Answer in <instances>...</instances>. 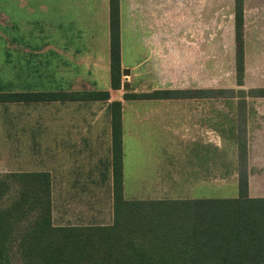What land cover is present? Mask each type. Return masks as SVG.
Segmentation results:
<instances>
[{"label":"crops","instance_id":"0c3cea01","mask_svg":"<svg viewBox=\"0 0 264 264\" xmlns=\"http://www.w3.org/2000/svg\"><path fill=\"white\" fill-rule=\"evenodd\" d=\"M51 9V35L4 39L3 74L19 80V87L3 92L53 98L0 104L5 111L0 175H48L55 227L109 226L110 211L113 223L111 104L116 102L121 104L125 200H202L204 189L219 187L233 190V197L209 199L237 198L240 114L249 196L264 198V97L125 98L173 90L139 92L133 86L136 77L155 74L150 61L204 59L203 0H119L122 88L128 83L130 91L111 87L110 0H51ZM125 59L136 62L125 64ZM125 70L130 83L123 79ZM183 70L196 75L197 63H186ZM195 88L186 90H202ZM77 93H109V100L77 101ZM206 135L217 143L205 141ZM134 141L144 153L136 173L126 152ZM172 189H178V197Z\"/></svg>","mask_w":264,"mask_h":264},{"label":"trees","instance_id":"16d2710c","mask_svg":"<svg viewBox=\"0 0 264 264\" xmlns=\"http://www.w3.org/2000/svg\"><path fill=\"white\" fill-rule=\"evenodd\" d=\"M244 0H235L236 72L242 85L244 70ZM111 87H122L119 0H110ZM230 91L168 90L126 95L127 99L222 98ZM239 101L246 99L239 91ZM264 97V89L249 91ZM52 95L4 93L0 104L51 101ZM78 100H109V93H77ZM113 126L114 220L109 226L55 227L51 220L50 180L42 175H13L22 199H34L38 214L21 238L24 264H264V198H251L247 173L241 169L239 194L232 199L193 201H127L123 196L122 115L119 102L111 104ZM242 110V106L241 109ZM245 160L246 141L239 138ZM242 168V166H241ZM9 177V176H8ZM5 187L0 184V188ZM32 195H31V194ZM31 195V196H30ZM25 200V202H24ZM24 202V203H23ZM18 213H16L17 215ZM22 217L0 211V264H10L12 225Z\"/></svg>","mask_w":264,"mask_h":264},{"label":"rangeland","instance_id":"374dc122","mask_svg":"<svg viewBox=\"0 0 264 264\" xmlns=\"http://www.w3.org/2000/svg\"><path fill=\"white\" fill-rule=\"evenodd\" d=\"M243 4L245 75L242 85H239L236 72L238 44L235 35V0H203L204 59L200 61H150L149 67L153 69L155 74L136 77L131 80L133 86L138 88L139 92H150L155 88L187 91L186 89L192 90L196 89L195 87L199 90L230 91L231 93L227 92L224 95L234 96L229 99L236 100H238V96L242 95L239 91H245L247 99H260L259 97H251L249 91L264 87V0H244ZM34 6L36 7L34 8ZM41 6L42 8H40ZM52 20L51 0H0V90L9 91L10 88L19 87V80L15 81V77H5L3 74L5 37L51 35ZM34 22L38 24L34 25ZM135 62L131 59H125V64ZM191 62L193 67L197 63L198 72L196 75L188 76L182 71H184L183 68L186 63ZM129 78L130 76H123L126 82H129ZM121 90L125 91L122 87ZM4 114L5 111L0 108L1 128ZM239 123L241 125L240 137L244 139L245 131L242 114L239 115ZM205 141L217 143L215 139L208 138L207 135ZM139 144V142L134 141L133 150L128 149L126 151L128 152L127 157L129 155L127 165L130 168V165L133 164L135 173L140 171V167L143 166L141 159L144 153H142L141 147L139 151ZM220 146L222 145L220 144ZM130 153L133 154L131 155L133 160L130 159ZM240 159L241 169H243L245 161L242 158ZM0 184L5 186L0 188V211H13L15 218L22 217L12 225V240L9 245L10 264H24L20 241L22 235L31 228L38 211L30 210L34 201L32 197L28 198L26 203H24V200L20 211H14L15 205L18 202L22 203L20 200L25 189H21L16 179L10 178V176L0 175ZM204 192L203 198L205 199L233 197V190L226 187L207 188L204 189ZM262 192L264 195V191ZM178 194V189H172L173 197H178ZM16 213L18 214L16 215ZM109 214L107 224H112V212L110 211Z\"/></svg>","mask_w":264,"mask_h":264},{"label":"water","instance_id":"95a60500","mask_svg":"<svg viewBox=\"0 0 264 264\" xmlns=\"http://www.w3.org/2000/svg\"><path fill=\"white\" fill-rule=\"evenodd\" d=\"M129 74H130L129 70L123 71V75L128 76ZM123 89L126 90V91L129 90L130 89L129 84L128 83L124 84L123 85Z\"/></svg>","mask_w":264,"mask_h":264}]
</instances>
